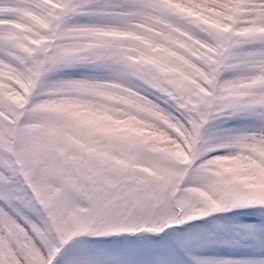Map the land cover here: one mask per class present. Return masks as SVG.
Masks as SVG:
<instances>
[{"label":"snow or ice","instance_id":"1","mask_svg":"<svg viewBox=\"0 0 264 264\" xmlns=\"http://www.w3.org/2000/svg\"><path fill=\"white\" fill-rule=\"evenodd\" d=\"M0 264H264V0H0Z\"/></svg>","mask_w":264,"mask_h":264}]
</instances>
